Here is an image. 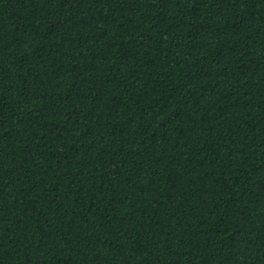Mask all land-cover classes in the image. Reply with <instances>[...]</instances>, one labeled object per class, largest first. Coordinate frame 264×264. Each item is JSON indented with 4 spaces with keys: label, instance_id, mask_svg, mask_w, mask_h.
I'll return each mask as SVG.
<instances>
[{
    "label": "trees",
    "instance_id": "trees-1",
    "mask_svg": "<svg viewBox=\"0 0 264 264\" xmlns=\"http://www.w3.org/2000/svg\"><path fill=\"white\" fill-rule=\"evenodd\" d=\"M0 264H264V0H0Z\"/></svg>",
    "mask_w": 264,
    "mask_h": 264
}]
</instances>
